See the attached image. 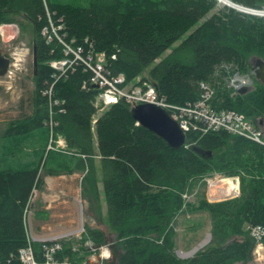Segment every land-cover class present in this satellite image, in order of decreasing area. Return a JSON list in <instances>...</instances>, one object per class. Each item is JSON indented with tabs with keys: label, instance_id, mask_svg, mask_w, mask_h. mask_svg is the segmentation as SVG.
Here are the masks:
<instances>
[{
	"label": "trees",
	"instance_id": "1",
	"mask_svg": "<svg viewBox=\"0 0 264 264\" xmlns=\"http://www.w3.org/2000/svg\"><path fill=\"white\" fill-rule=\"evenodd\" d=\"M232 1L264 9V0ZM218 2L89 0L83 6L59 0H0V25L17 24L20 31H28L37 61L35 73L32 71L33 110L9 121L0 141H11V136L12 142L17 137L24 140L43 128L33 162L18 169L0 166V264H20L17 252L26 243L23 213L33 190L42 187L43 177L75 171L84 173L83 195L97 207V183L102 176L107 220L115 233L109 244L111 264L251 260L255 243L247 226L264 224V145L224 130L186 131L190 144L175 149L138 124L124 99L105 108L92 127L99 90L90 83V72L79 64L54 83L52 92L58 100L53 106L55 129L66 140L68 153L46 148L49 109L41 90L52 81L54 69L47 62L63 56L56 40L46 43L41 35L49 23L48 13L54 24L62 19L60 34L65 41L73 39L84 44L85 50L91 43L94 51L104 52L111 73H122L125 83L139 76L153 83L168 102L184 104L199 97V82L208 81L215 89L214 107L244 114L264 137V85L256 81L248 92L239 93L212 77L223 62L248 70L252 56L264 57V17L226 5L217 9ZM0 145L1 164L3 156L13 155L18 145ZM214 174L237 176L239 195L214 202L204 198L195 204L185 201L183 194L197 179ZM194 211L209 213L211 237L192 258L180 259L174 252V219L179 213ZM88 240L105 244L101 230L85 226L78 240H62L58 258L80 264L89 251ZM75 242L78 247L72 249ZM40 244L33 242L37 257Z\"/></svg>",
	"mask_w": 264,
	"mask_h": 264
},
{
	"label": "built area",
	"instance_id": "2",
	"mask_svg": "<svg viewBox=\"0 0 264 264\" xmlns=\"http://www.w3.org/2000/svg\"><path fill=\"white\" fill-rule=\"evenodd\" d=\"M48 25L41 29V35L45 38L46 43L57 41L61 46L62 57L51 59L47 63L54 69L51 75L52 81L47 82L42 88L41 94L47 98L49 117L45 121L48 127V144L47 149L68 152L66 140L56 132L57 122L54 121L53 106L58 100L53 98V85L61 77H65L69 70L75 68V65L81 64L83 69L90 72L89 81L97 85L99 90L95 99V105L98 111L103 108L117 103L118 100L124 99L129 105L148 102L164 108L170 117L175 120L179 127L185 132L196 131L201 134L224 130L230 134L242 136L251 141L264 145L263 132L256 127L244 114L232 109L216 108L212 101L215 97V89L210 82H199L200 95L196 100L187 101L184 104H174L168 102L165 97L158 94L153 83L141 80L137 77L134 82L125 83V77L122 73L112 74L107 66V58L104 52L94 51L91 43L85 50L84 44L75 43L73 39L65 41L64 34H60L63 29L62 19L54 24L48 13ZM87 41V40H86ZM115 59V55H110ZM236 63L223 62L216 69H237ZM214 71L212 77L216 79ZM227 87L237 92L241 87H252V80L240 76L238 71L230 74L227 79ZM85 88V83H83ZM94 117L92 122L94 123ZM190 143H185L187 147ZM236 189L233 194H238V177H231ZM187 194H183L184 199ZM29 203L26 205L23 213V224L25 229L26 243L20 247L17 252L20 264H70L67 257L60 260L58 253L61 251L63 236L42 238L40 239V251L38 257L33 248L35 237L33 236L29 223ZM250 237L254 240L256 249L264 247V224H253L248 226ZM75 249V247H73Z\"/></svg>",
	"mask_w": 264,
	"mask_h": 264
},
{
	"label": "rangeland",
	"instance_id": "3",
	"mask_svg": "<svg viewBox=\"0 0 264 264\" xmlns=\"http://www.w3.org/2000/svg\"><path fill=\"white\" fill-rule=\"evenodd\" d=\"M59 1L74 2L85 6L89 0H59ZM218 4L219 5L217 6V9L221 5H225L222 2H218ZM32 43L33 42L31 41L30 33L28 31H20L17 24L0 25V49H2L11 58L8 71L4 76L0 77V85H1L0 132L4 131L9 121L14 119H19L25 115H28L33 110L32 93L34 88V82L32 79V71H33ZM168 52L169 50H167L164 54ZM158 60L159 59H156V61ZM153 64L154 62L151 63L148 67H146L144 73L149 71V69L153 66ZM235 65H237V69H225L224 67H222L223 69H216L215 76L217 77L216 78L217 81L220 80L222 84L226 85L228 76L230 74L232 75L235 71H238L240 76L251 79L253 83L252 86L254 87V83L257 80L254 77L252 64H251V68L248 70H242L240 69V66L238 64ZM103 109H105V107ZM42 131L43 128H38L33 131V133L36 135L35 143L32 141L31 136L29 137V139L31 140L24 139L22 141L19 140L20 137H17L16 142H12V140L15 139L12 138L11 136L12 139L11 141H9V138H4L2 141H0L1 144L4 143L6 147L9 146V148L13 143H17L18 145L13 155L3 156L0 166L1 167L9 166L15 169L24 167L26 161V159H24L26 155V151H25L26 146H28V144H32L31 147L32 146L34 147V144L37 143L38 133L42 135ZM0 147L2 149V145H0ZM95 163L98 169L99 167L98 160H96ZM42 172L43 171L41 170V173ZM99 177H100V181H102L101 174L99 175ZM221 177L224 178L220 174H214L211 177L197 179L194 185L187 191V196H185L186 197L185 201L188 203L195 204L199 199L202 198L206 199L209 202H214L235 196V194L232 193L229 196L222 198H217V199L210 198V194H209L210 181L219 179ZM78 201L81 203L80 206L78 205V211L80 210L82 222L84 221L83 225H80L81 232L79 233L80 235L78 236H81L83 228L87 226V222L90 219L87 217V213L89 212V209L87 210L83 207V204L85 203L84 200L81 199L80 196H78ZM95 206L97 207L96 203ZM105 207H107L106 202H105ZM97 208L100 209V204L98 205ZM104 213H105L104 217L105 219H107L106 212ZM29 215H30L29 216L30 219L32 220V218L34 217L33 211H31ZM100 217L98 215L96 219H94L95 222L96 221L98 223L101 222ZM210 227H211V217L209 213L206 211L179 213L174 219V230H175L174 252L176 256L180 259H185V260L192 258L196 254V252L201 248H203L204 246H206L208 242L204 244L201 248H199L195 253L191 254L188 257H181L178 252L182 251L187 253L191 251L195 246L201 243V241L210 233ZM75 239L78 240L77 236H75ZM77 245L78 242H75L76 247ZM80 264H83V259ZM233 264H264V247L261 249L258 248L256 249V246H254L252 250V258L250 261L246 263L238 261V262H234Z\"/></svg>",
	"mask_w": 264,
	"mask_h": 264
},
{
	"label": "crops",
	"instance_id": "4",
	"mask_svg": "<svg viewBox=\"0 0 264 264\" xmlns=\"http://www.w3.org/2000/svg\"><path fill=\"white\" fill-rule=\"evenodd\" d=\"M30 136L35 143L36 135L33 133L27 135L25 137L26 140H31L29 139ZM41 138V134L38 133L37 143L34 144V147H31L32 144L26 146L24 158L26 161L24 166L34 161L33 157L37 152L38 143L41 142ZM82 177L83 172L78 171L59 175H45L43 177L44 183L42 187L34 189L31 195V207L34 216L32 220L30 219L31 232L36 240L61 235H67L68 238L73 240H76L75 236L79 238L80 236L78 235L81 232L80 225H83L84 222H82L80 210L78 211V205H81L78 201V196H80L85 202L83 207L87 210L89 209L87 217L90 220L87 222V226L101 230L105 238V244L100 247H96L90 240L86 242L89 251L83 259V264H106V261L109 262L112 258L109 244L115 238V233L111 230L108 220L104 217V212L107 215V207H105V199L102 193V181H100L99 177L97 184L100 209H98L88 196H83ZM98 215L99 217L101 216V222L99 223L94 220Z\"/></svg>",
	"mask_w": 264,
	"mask_h": 264
},
{
	"label": "water",
	"instance_id": "5",
	"mask_svg": "<svg viewBox=\"0 0 264 264\" xmlns=\"http://www.w3.org/2000/svg\"><path fill=\"white\" fill-rule=\"evenodd\" d=\"M222 2L226 6L234 8L238 11L264 16V9H254L244 5L237 4L232 0H218ZM252 64V69L254 71L255 79L264 85V58L260 56H252L250 59ZM10 66V59L5 57L0 52V76H3L8 71ZM37 68V61H36V52L35 46L33 45V69L34 73ZM95 87L97 85H94ZM1 89V85H0ZM249 89L246 87H241L238 92L239 93H246ZM130 114L132 118L140 124L142 127L152 131L158 137L163 139L166 144L172 148L178 149L183 147L186 142V134L185 132L179 127L178 123L173 120L168 112L153 103L142 102L135 104L130 107ZM262 121H260V124ZM198 151V150H197ZM208 154L210 152L208 151ZM210 233H209V240H210ZM208 240V241H209ZM96 247H100L101 244H95Z\"/></svg>",
	"mask_w": 264,
	"mask_h": 264
},
{
	"label": "bare ground",
	"instance_id": "6",
	"mask_svg": "<svg viewBox=\"0 0 264 264\" xmlns=\"http://www.w3.org/2000/svg\"><path fill=\"white\" fill-rule=\"evenodd\" d=\"M235 189H236V184L230 178L221 177L219 179L211 180L209 184L210 198L217 199V198L229 196L235 191ZM208 240H209V234L201 241V243L195 246L191 251L187 253L179 251L178 253L181 257H188L191 254L195 253L204 244H206Z\"/></svg>",
	"mask_w": 264,
	"mask_h": 264
},
{
	"label": "flooded vegetation",
	"instance_id": "7",
	"mask_svg": "<svg viewBox=\"0 0 264 264\" xmlns=\"http://www.w3.org/2000/svg\"><path fill=\"white\" fill-rule=\"evenodd\" d=\"M0 52H1V54H2L3 56L8 57L9 59H11L10 56H9L8 54H6L2 49H0ZM32 56H33V45H32ZM3 76H4V75H3ZM0 77H2V76H0ZM111 252H112V251H111ZM111 260H113V257L110 259L109 262L106 261V264H107V263L109 264V263L111 262Z\"/></svg>",
	"mask_w": 264,
	"mask_h": 264
}]
</instances>
